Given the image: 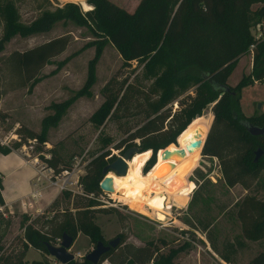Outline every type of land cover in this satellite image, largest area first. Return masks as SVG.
<instances>
[{"label":"trees","instance_id":"trees-1","mask_svg":"<svg viewBox=\"0 0 264 264\" xmlns=\"http://www.w3.org/2000/svg\"><path fill=\"white\" fill-rule=\"evenodd\" d=\"M80 5L84 12L70 3L66 7V16L89 23L94 33L101 35L118 51L125 64L146 61V72L153 77L163 68L155 81L162 90L158 110L149 113L145 122L121 140L116 149L123 147L126 150L133 146L138 148V153L152 150V155L143 168L146 173L153 168L167 145L174 142L184 127L200 117L207 104H212V118L207 134L197 139V148L189 151L177 142L178 139L177 146L173 145L175 149H184L185 157H195L204 141L200 148L201 155L217 159L221 179L227 188L235 185H240L244 190L252 188L264 170V134L253 135L249 128L262 127L264 115H244L239 104V89L248 83L264 84V0H140L132 13L109 0H86V3L84 0ZM254 5L257 6L253 8ZM59 18L58 14L42 12L29 25H21L15 3L12 0H0V25H5V31L0 36V100L11 91L36 83L43 67L66 49L69 37L59 36L24 51L14 50L8 54L2 53L5 43L14 36L26 38L48 32ZM255 27L259 30V38L251 33V29ZM249 53L252 54L250 73L243 75L235 86L229 85L227 79L235 63ZM127 87L128 85L124 91L120 90L116 94L109 92L90 117V121L102 125L107 117H112L122 102ZM192 87L195 96L187 97L188 102L180 103L182 108L171 116L169 127L163 130L166 118L170 117L169 114H163L167 100L172 95L180 96ZM73 100L74 97H71L50 105L53 114L42 120L39 133L20 126L15 131L19 141H15L13 146L0 144V153L7 154L11 149L25 144L28 139L34 140L38 145V158L46 167L55 172L68 168L55 153L44 158L42 152L43 145L47 142L48 126L60 120ZM208 116L211 117V114ZM4 117L6 114L0 113V121ZM256 119H261L262 124L254 123ZM181 125L178 132H172V127ZM136 139H139L138 146L134 142ZM160 149L163 150L156 156ZM257 149H261L263 154L254 162ZM109 151L89 162L85 175L80 179L85 195L100 193L102 171L113 161L112 158H107ZM142 159L140 157L131 166L140 164ZM122 180L123 176H115V188H118ZM208 184L211 181L205 179L194 194L197 196L198 191ZM85 195L63 192L54 198L43 214L35 218L25 215L24 219L30 222L26 226L27 232L22 242L5 245L0 235V264H25L29 244L38 250L43 248L41 259L32 264H51L46 256L49 237L35 228L47 218V214L61 210L66 216L57 224L58 233H66L74 241L80 232L91 243H104L100 228L94 222L91 207L95 202ZM0 203H3L1 192ZM72 209L75 210L74 215L70 212ZM237 216L244 238L251 241L264 238V196H244L238 206ZM198 222L204 231L210 227V222H202L200 219ZM238 244L241 246L242 243ZM230 247L233 249L234 245ZM176 253L177 249L160 253L152 248L150 242L138 246L120 240L115 248L101 257L102 260L100 258L99 263L107 260L111 264H174ZM222 259L230 262L227 254H223ZM67 264L91 263L83 258L81 261L74 259ZM248 264H264V253H258Z\"/></svg>","mask_w":264,"mask_h":264},{"label":"rangeland","instance_id":"rangeland-1","mask_svg":"<svg viewBox=\"0 0 264 264\" xmlns=\"http://www.w3.org/2000/svg\"><path fill=\"white\" fill-rule=\"evenodd\" d=\"M12 1L19 12L21 25H29L42 12L58 14L60 18L48 32L26 38L12 37L5 43L3 54L14 50L24 51L63 35H68L69 44L61 54L52 58L43 67L36 83L16 89L17 92L6 96L3 108L0 109V113L6 114V117L0 121V138L6 136L9 146H13L15 141H9L10 135L7 132L14 126L16 116L23 117L26 123L39 133L42 120L53 114L50 105L74 97L60 120L48 126L47 142L43 145L42 152L44 158L50 157L53 152L68 167H72L76 159L81 158L85 175L89 162L99 154L110 150L107 158L113 160L118 155H122L125 150L123 147L116 149V145L145 122L149 113L158 110L162 90L157 87L155 81L163 68L158 71L156 77H153L146 72V61H132L130 64H125L118 51L101 35L94 33L89 23L79 22L66 16V7L70 3L77 5L80 11L84 12L80 5L84 0ZM109 1L132 13L140 0ZM256 6L254 5L253 8ZM4 27V24L0 25V36L5 31ZM251 33L255 38L260 37L257 27L252 28ZM250 54L244 55L235 63L227 79L229 85L235 86L243 75L250 73ZM127 85L124 98L112 117H107L102 125L90 121V117L109 92L116 94L120 90L124 91ZM194 96L195 90L192 87L180 96L172 95L167 100L163 114H169L170 117L166 118L163 130L169 127L171 116L182 108L180 103L188 102L187 97ZM239 96V104L244 115H264V84L255 82L242 85ZM24 99L27 101L26 104ZM23 105L29 107L27 112ZM10 107L16 108V112H9ZM211 107L212 104H207L201 116L186 125L170 144L176 145L178 139L177 142L187 150H195L197 139L207 134L212 118ZM32 108L37 109L33 114L29 112ZM209 114L211 117L208 116ZM254 123L260 124L261 119H256ZM179 128L181 129L182 125L177 128L172 127V132H178ZM134 142L139 145V139ZM193 142L196 143L195 147H191ZM23 146L24 153L30 157L29 159L38 158L39 153L36 149L38 145L34 140L26 141ZM200 148L195 157L180 159L179 167L175 169L176 177L171 182H168L164 176L152 178L161 175L158 173L167 160L168 151L174 149L169 146L151 169L154 172L160 165L152 179L150 178L151 184L148 183V187L143 186V191L134 197L132 196L136 193L139 184L123 177L122 183L111 193L120 201L116 208L106 206L105 201L108 198L100 190V193L92 199L95 203L91 208L94 211V222L100 228L104 243L119 238L124 243L130 242L135 245L150 242L152 248L160 253L177 249L173 259L174 264H194L193 259L196 260L195 264H248L258 253H264V238L258 241L244 238L237 216L238 206L244 196L256 198L264 196V170L256 184L249 190H244L240 185L227 188L221 179L217 159L203 157ZM135 157L137 156L131 159L136 160ZM143 162L128 167L127 174L142 176ZM42 164L43 161L38 158V165ZM109 173L113 172L109 171ZM146 176L148 175H143ZM205 179H209L211 184L199 190L196 196L194 192ZM179 180L181 182L174 189L172 184ZM129 200L130 202L125 204ZM70 212L75 214L73 209ZM25 215L28 218L36 217V215L32 217L22 214L20 211L7 218L0 216V235L5 245L9 243L15 245L23 241L27 232L26 226L29 224V220L24 219ZM65 216L64 211L49 213L35 229L49 237V244L59 246L61 234L58 233L57 224L61 223ZM199 219L202 222H210L207 231L201 228ZM238 242L242 243L241 246ZM95 244L91 243L85 234L79 232L69 251L75 255V260L81 261ZM230 245H234V248L231 249ZM78 253L82 256L78 257ZM223 254L229 256V263L222 259ZM42 256L43 248L38 250L29 244L24 259L25 264H32ZM46 256L51 264H60L47 253Z\"/></svg>","mask_w":264,"mask_h":264},{"label":"crops","instance_id":"crops-1","mask_svg":"<svg viewBox=\"0 0 264 264\" xmlns=\"http://www.w3.org/2000/svg\"><path fill=\"white\" fill-rule=\"evenodd\" d=\"M249 58H250L249 67L251 70V65H252V55L251 54H250ZM15 92H17V91L9 92L6 96H8L9 94L15 93ZM6 96L0 100V109L3 108V105H4L3 102L6 98ZM26 98H27V96H26ZM24 101L26 104V102H27L26 99H24ZM23 108L25 111L29 110V107L27 105H23ZM8 110H9V112H13V113L16 112L15 111L16 108L10 107V109H8ZM36 110H37L36 108H32L29 112L31 114H33L34 112H36ZM3 112L7 113L8 111H3ZM20 126H25L26 128H28L34 132H37L29 124L26 123V121L24 120L23 117L16 116L15 120H14V126L11 128L10 131L7 132V134L10 135L9 141L10 140L19 141V137L15 131ZM5 138H6V136H5ZM28 141H29V139H28ZM23 145L18 147V148L11 149V151L7 154H1L0 153V181H1L0 192H1L2 199H3L2 204L5 207L9 208L12 212H14V214L16 211H20L19 200L23 199V197L27 196L31 191L37 190L40 192V198L38 200L37 206L40 207L41 209L47 208L48 205L54 200V198L56 196H58L59 194H61L56 189L48 186V182H47L46 178L44 177L48 174L47 169H43L41 171L40 165L36 166L34 163V160H33V159H38V158L35 157L33 159H29L30 157H28L27 154L24 153V148H23L24 146ZM7 146H9V144H7ZM169 146H172L175 149V146L173 144L169 145ZM149 154H151L150 150L143 152V153H136V154H134V156H137V157H135L137 159L136 160L131 159L128 161V167H130L133 163H137V160H139V158H140V157H138L139 155H142V157H143L142 161H144L142 168H141L142 176H134V174L131 175V174H127V173H126L127 174L126 176H123V177H127V178L131 179L132 181L139 184L138 189L135 190L136 193L132 197L141 193L145 186L148 187V183L151 184L152 178L164 176V177H166L168 182H171L176 177L175 176V169L177 167H179V164H180V159H178V158H176L170 164H168L167 160H166L162 164V167L159 171L160 173H158V174H161L160 176L156 175V177H152L155 174V172L159 169L160 165L157 166V168L155 169L154 172L151 170L152 169L151 168L147 173H143V167L145 165L146 160L149 157ZM167 164L171 165L170 169H168V170L165 169ZM39 171H40V173H39ZM127 172H128V170H127ZM150 172H151V174H149ZM162 172H164V173H162ZM143 175H148V176L143 177ZM180 182L181 181L179 180L177 182H174V184H172L174 186V189L179 185ZM129 202H130V200L127 201L125 204H128ZM137 245L141 246L143 244H137ZM193 263L194 264L196 263L195 259H193ZM102 264H111V263H109L107 260H105L102 262Z\"/></svg>","mask_w":264,"mask_h":264},{"label":"water","instance_id":"water-1","mask_svg":"<svg viewBox=\"0 0 264 264\" xmlns=\"http://www.w3.org/2000/svg\"><path fill=\"white\" fill-rule=\"evenodd\" d=\"M249 132L253 135H262L264 134V125L262 127H251L249 128ZM205 140V138H204ZM204 141L201 144V148ZM196 143H191V147H195ZM138 152L137 147H130L124 151L122 156L116 157L112 162L107 164L102 173L103 178L99 182V188L101 191L106 193H112V184L111 182L106 183L105 182V176L109 173V171L113 172L117 176H122L127 173L128 165L127 161H129L134 154ZM263 151L261 149H257L255 151V157L254 162H257L259 158L262 156ZM168 155H174V157L178 159H183L186 156V151L182 148L179 149H173L171 151H168ZM156 159V156H155ZM60 244L59 246H53L51 244L46 245L47 253L50 257H53L56 261H58L60 264H67L70 261L75 259V256L73 253L68 251L70 249L73 238L70 237L68 234L63 233L60 238ZM120 242L119 238H114L112 240H109L107 244L103 243L102 241H99L95 244L93 249L87 253L84 256V259L91 264H98L100 258L109 252L110 249L115 248Z\"/></svg>","mask_w":264,"mask_h":264},{"label":"built area","instance_id":"built-area-1","mask_svg":"<svg viewBox=\"0 0 264 264\" xmlns=\"http://www.w3.org/2000/svg\"><path fill=\"white\" fill-rule=\"evenodd\" d=\"M0 144L7 146L8 143L5 137L3 139L0 138ZM118 156H122V155H118ZM33 160L35 165L38 166V159H33ZM127 165H128V161H127ZM43 169H47L48 174L44 177L46 178L49 187L56 189L59 193L69 192L70 194L85 195L83 186L80 181L81 177L84 175V165L81 164V158L76 159L72 167L63 168L59 172H55L53 171V169L46 167L44 162L42 165H40V170L42 171ZM103 194L106 195V197L108 198L105 201L106 206L116 208L120 203V201L117 198L113 197L114 196L113 194L106 192H103ZM85 196L94 199V197H96L97 195L90 194ZM39 198H40V192L36 190V191H31L27 196L23 197V199H20L19 200L20 212L22 214H28L32 217H34L35 215L37 216L43 214L42 209L37 206ZM12 214H14V212H12L9 208L5 207L2 203H0V216H2L3 218H7L9 215ZM77 255L78 257L82 256L79 253Z\"/></svg>","mask_w":264,"mask_h":264},{"label":"bare ground","instance_id":"bare-ground-1","mask_svg":"<svg viewBox=\"0 0 264 264\" xmlns=\"http://www.w3.org/2000/svg\"><path fill=\"white\" fill-rule=\"evenodd\" d=\"M163 149H160V150H158L157 151V153H156V156H157V154L160 152V151H162ZM151 155H152V153L151 154H149V157H148V159L151 157ZM148 159L146 160V162L145 163H147V161H148ZM176 159V157H174V155H168L167 156V163L168 164H170L171 162H173L174 160ZM166 165V170H168V169H170V167H171V165ZM146 165V164H145ZM145 167V166H144ZM128 170V169H127ZM126 175V174H125ZM115 176H117V175H115V174H113V173H108L106 176H105V182L106 183H109V182H111V184H112V192L114 191V188H115ZM122 176H124V175H122ZM118 197V196H117Z\"/></svg>","mask_w":264,"mask_h":264},{"label":"flooded vegetation","instance_id":"flooded-vegetation-1","mask_svg":"<svg viewBox=\"0 0 264 264\" xmlns=\"http://www.w3.org/2000/svg\"><path fill=\"white\" fill-rule=\"evenodd\" d=\"M108 242V241H107ZM107 242H106V244H107Z\"/></svg>","mask_w":264,"mask_h":264}]
</instances>
